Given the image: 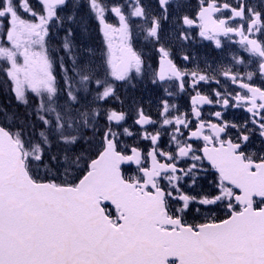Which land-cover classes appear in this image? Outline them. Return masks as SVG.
<instances>
[{
    "label": "snow or ice",
    "instance_id": "snow-or-ice-1",
    "mask_svg": "<svg viewBox=\"0 0 264 264\" xmlns=\"http://www.w3.org/2000/svg\"><path fill=\"white\" fill-rule=\"evenodd\" d=\"M0 76V264H264V0H0Z\"/></svg>",
    "mask_w": 264,
    "mask_h": 264
},
{
    "label": "flooded vegetation",
    "instance_id": "flooded-vegetation-1",
    "mask_svg": "<svg viewBox=\"0 0 264 264\" xmlns=\"http://www.w3.org/2000/svg\"><path fill=\"white\" fill-rule=\"evenodd\" d=\"M193 3H195V0H193ZM99 38H95L94 43H99ZM138 47H143V44H139L137 45ZM145 51H149V49L145 48ZM187 50L193 52L197 58L201 61V68L204 67L203 65V60H207L208 63H212L213 60L220 62L221 58L225 55V53L221 52L218 49H215L214 44L210 41H203L200 40L198 37L195 41V43L187 45ZM177 53L179 55V49H177ZM152 55V59L150 60V63L152 64L153 67H155L156 64V60H155V55L154 53L151 54ZM177 62L181 63V66H184L183 63L181 61H179V59L177 58ZM195 65L194 64H189L187 65V67L189 68H193ZM212 88L215 87V84L211 85ZM203 90L204 91H209L210 88L208 86H203ZM177 103H179L181 105V108L183 110V107L185 105H187L188 103V96L186 94H181L180 97L177 99ZM215 109L209 107V106H205V112H210V111H214ZM245 116V113L240 111V110H235V109H230L226 115L227 119H236V120H240L243 119ZM131 123V121H129ZM125 171L126 174L130 173L132 171V169H129L127 167H125ZM212 180V177L209 176L207 177V179H201L198 181L197 186L195 188L192 189H186L192 192V194H196L197 192H200L201 189H203V191L209 192L210 186H209V181ZM219 215H223L222 212L218 213ZM193 219L192 214H189L188 216V220L191 222Z\"/></svg>",
    "mask_w": 264,
    "mask_h": 264
},
{
    "label": "rangeland",
    "instance_id": "rangeland-1",
    "mask_svg": "<svg viewBox=\"0 0 264 264\" xmlns=\"http://www.w3.org/2000/svg\"><path fill=\"white\" fill-rule=\"evenodd\" d=\"M9 96H10L9 93H7V92L4 93V92L0 91V108H5V105L2 102H3L5 97L9 98ZM15 105L17 106V104H15ZM6 109H7V107H6ZM7 110L9 111V113H11L12 111H16L14 108H11V107H9ZM3 119H4L3 114L0 113V120H3Z\"/></svg>",
    "mask_w": 264,
    "mask_h": 264
},
{
    "label": "trees",
    "instance_id": "trees-1",
    "mask_svg": "<svg viewBox=\"0 0 264 264\" xmlns=\"http://www.w3.org/2000/svg\"><path fill=\"white\" fill-rule=\"evenodd\" d=\"M0 79H2V77H0ZM0 88H3V89L1 90V92H3V91H7V88H6V87H0Z\"/></svg>",
    "mask_w": 264,
    "mask_h": 264
}]
</instances>
